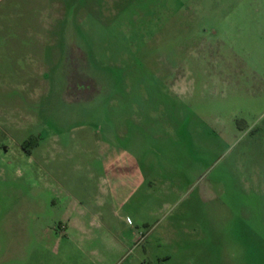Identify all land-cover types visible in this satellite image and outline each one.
Listing matches in <instances>:
<instances>
[{
	"label": "rangeland",
	"instance_id": "1",
	"mask_svg": "<svg viewBox=\"0 0 264 264\" xmlns=\"http://www.w3.org/2000/svg\"><path fill=\"white\" fill-rule=\"evenodd\" d=\"M225 1L0 0V264H264V37Z\"/></svg>",
	"mask_w": 264,
	"mask_h": 264
},
{
	"label": "crops",
	"instance_id": "2",
	"mask_svg": "<svg viewBox=\"0 0 264 264\" xmlns=\"http://www.w3.org/2000/svg\"><path fill=\"white\" fill-rule=\"evenodd\" d=\"M237 5H238V11H239V18H248V7L250 5H252L253 10H252V19H253V29L252 31L248 30V29H244V28H240L239 27V36H253V37H264V0H236ZM226 3L225 0H218V2L216 4H219L222 6V8L224 6H226V4H230ZM220 7V9L223 11V14L226 15L227 13ZM46 10V9H44ZM42 11V10H40ZM231 15H229L228 17L230 18ZM251 17V16H250ZM36 20L32 19V21ZM32 22L27 26L29 32L31 34H34V32H31V30L33 31L34 27L31 26Z\"/></svg>",
	"mask_w": 264,
	"mask_h": 264
}]
</instances>
